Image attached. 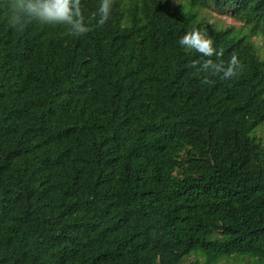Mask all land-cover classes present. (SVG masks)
<instances>
[{
  "label": "trees",
  "instance_id": "obj_1",
  "mask_svg": "<svg viewBox=\"0 0 264 264\" xmlns=\"http://www.w3.org/2000/svg\"><path fill=\"white\" fill-rule=\"evenodd\" d=\"M173 1L79 0L74 34L0 0V264H264V0Z\"/></svg>",
  "mask_w": 264,
  "mask_h": 264
},
{
  "label": "clouds",
  "instance_id": "obj_2",
  "mask_svg": "<svg viewBox=\"0 0 264 264\" xmlns=\"http://www.w3.org/2000/svg\"><path fill=\"white\" fill-rule=\"evenodd\" d=\"M110 8V0H100L96 9L97 23L104 24L107 21ZM25 16L33 17L41 23L71 24L74 34H84L88 31V27L82 22L74 21V17L80 16L79 0H16V3L11 6V24L15 27L21 26ZM178 44L207 58L204 59L203 67L215 68L216 73L220 74L222 78H231L241 70V65L235 56L228 61L227 65L213 63L210 58L221 57L222 50L214 46L212 38L206 32L198 29L187 31L179 37Z\"/></svg>",
  "mask_w": 264,
  "mask_h": 264
},
{
  "label": "rangeland",
  "instance_id": "obj_3",
  "mask_svg": "<svg viewBox=\"0 0 264 264\" xmlns=\"http://www.w3.org/2000/svg\"><path fill=\"white\" fill-rule=\"evenodd\" d=\"M180 0H174L173 4L178 5ZM200 17L205 18L209 23L217 25V28L222 30L228 27H232L234 30H243L246 31V28H243L242 24L235 21L232 17V15H229V13H216L212 8H205L202 9L199 14ZM242 33H245L243 32ZM238 32V31H236ZM242 33H238L239 35H242ZM254 44L257 47L258 54L261 58H264V37H254L252 39ZM251 137H256L264 144V124L259 125L255 131L251 134ZM251 261L248 259L243 260H223L219 262L218 264H246L250 263Z\"/></svg>",
  "mask_w": 264,
  "mask_h": 264
}]
</instances>
